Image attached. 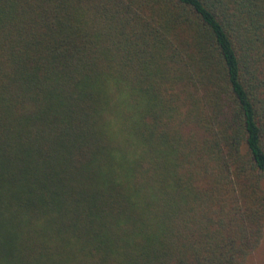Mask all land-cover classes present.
Masks as SVG:
<instances>
[{
    "label": "trees",
    "instance_id": "16d2710c",
    "mask_svg": "<svg viewBox=\"0 0 264 264\" xmlns=\"http://www.w3.org/2000/svg\"><path fill=\"white\" fill-rule=\"evenodd\" d=\"M263 239L264 0H0V264Z\"/></svg>",
    "mask_w": 264,
    "mask_h": 264
},
{
    "label": "rangeland",
    "instance_id": "374dc122",
    "mask_svg": "<svg viewBox=\"0 0 264 264\" xmlns=\"http://www.w3.org/2000/svg\"><path fill=\"white\" fill-rule=\"evenodd\" d=\"M251 264H264V239L259 249L255 252Z\"/></svg>",
    "mask_w": 264,
    "mask_h": 264
}]
</instances>
